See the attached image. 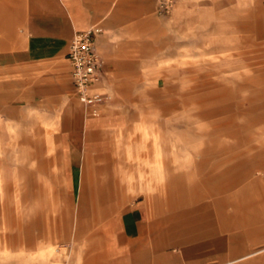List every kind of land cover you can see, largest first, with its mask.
Instances as JSON below:
<instances>
[{"label": "rangeland", "instance_id": "obj_1", "mask_svg": "<svg viewBox=\"0 0 264 264\" xmlns=\"http://www.w3.org/2000/svg\"><path fill=\"white\" fill-rule=\"evenodd\" d=\"M11 5L0 1V264H264V0H175L92 106L63 54L13 58L25 33ZM92 115L114 123L75 157L65 132ZM85 181L122 194L82 207ZM135 204L147 220L119 237ZM184 211L191 239L165 242Z\"/></svg>", "mask_w": 264, "mask_h": 264}, {"label": "crops", "instance_id": "obj_2", "mask_svg": "<svg viewBox=\"0 0 264 264\" xmlns=\"http://www.w3.org/2000/svg\"><path fill=\"white\" fill-rule=\"evenodd\" d=\"M12 3V11L22 13L10 14L13 17L24 18L23 48L14 53L13 58L25 61L54 58L62 55L65 58L71 37L76 32L85 31L93 25L101 27V32L95 37V48L100 56L98 69L99 79L96 89L103 88V84L116 80L115 75L122 76L130 74L124 67L135 65L136 62L129 60L126 53L132 49H146L147 35L150 28L158 25L160 16L156 12L157 0H0ZM177 4L174 15H182L187 12L181 10ZM184 10V9H183ZM259 16V15H257ZM261 23V22H257ZM67 61V60H66ZM67 73L69 66L67 62ZM119 79V77L117 78ZM71 85V81H70ZM114 123L113 118L102 116H87L82 124L68 129L64 135V143L71 155L77 157L85 152L90 140L91 132H98ZM101 142V141H100ZM88 185L90 181H85ZM228 180L227 188L233 186ZM101 183L98 190L91 185L88 186L90 198L81 200L84 207L86 202L94 204L95 193L119 194L121 190L110 191L106 185ZM109 185V184H108ZM102 188V189H101ZM122 194V193H121ZM203 207L205 205L202 204ZM94 208V207H92ZM208 219L212 218L208 216ZM147 220L146 209L143 205H132L121 219L122 236H134L132 231L138 229ZM188 217L185 211L180 215L176 228L171 233L173 237H167L165 242L176 240L183 242L191 239L187 230L189 229ZM223 228L220 225L219 231ZM211 229L209 237L217 236L219 232ZM227 231V229H224ZM117 237V235H116ZM236 237V236H231ZM242 237V236H240ZM244 237V235H243ZM220 244L223 243L220 241ZM5 264V263H3Z\"/></svg>", "mask_w": 264, "mask_h": 264}, {"label": "built area", "instance_id": "obj_3", "mask_svg": "<svg viewBox=\"0 0 264 264\" xmlns=\"http://www.w3.org/2000/svg\"><path fill=\"white\" fill-rule=\"evenodd\" d=\"M175 0H157L159 15L170 13ZM101 27L93 25L85 31L76 32L70 39L65 58L69 66L71 87L78 100L87 106L98 104L103 96L89 92L88 87L98 81L100 56L95 48V37Z\"/></svg>", "mask_w": 264, "mask_h": 264}, {"label": "bare ground", "instance_id": "obj_4", "mask_svg": "<svg viewBox=\"0 0 264 264\" xmlns=\"http://www.w3.org/2000/svg\"><path fill=\"white\" fill-rule=\"evenodd\" d=\"M96 83H97V81H96L95 83H93L91 86H89V87H88V89H89V92H92V91H93V89H92V88H93V86H94Z\"/></svg>", "mask_w": 264, "mask_h": 264}]
</instances>
